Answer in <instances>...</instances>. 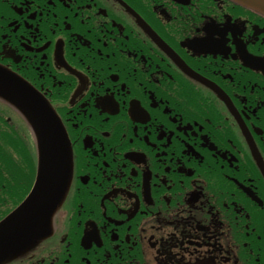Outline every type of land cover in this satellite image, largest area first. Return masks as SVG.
Instances as JSON below:
<instances>
[{"label": "flooded vegetation", "instance_id": "af4514ba", "mask_svg": "<svg viewBox=\"0 0 264 264\" xmlns=\"http://www.w3.org/2000/svg\"><path fill=\"white\" fill-rule=\"evenodd\" d=\"M122 1L175 55L116 0H0V63L54 106L73 167L53 234L7 264H264V72L243 61L264 16ZM1 167L0 219L23 182Z\"/></svg>", "mask_w": 264, "mask_h": 264}, {"label": "water", "instance_id": "95a60500", "mask_svg": "<svg viewBox=\"0 0 264 264\" xmlns=\"http://www.w3.org/2000/svg\"><path fill=\"white\" fill-rule=\"evenodd\" d=\"M245 1L264 8V0ZM21 88V82L14 76L0 73L1 95L18 106L20 105L30 117L35 116L34 120L39 118L38 110L41 116L49 114L48 109L42 103L39 106L33 103L27 91L22 94ZM47 129L51 130L53 139L50 144L47 142L41 148L38 182L20 209L0 224V262L11 256L13 250L18 251L26 247L50 231L52 214L65 194L69 180L68 164L59 157L58 153L64 150V146L58 137V130L55 131L50 127ZM42 134L43 130L40 136ZM44 135H49L48 131H45Z\"/></svg>", "mask_w": 264, "mask_h": 264}]
</instances>
